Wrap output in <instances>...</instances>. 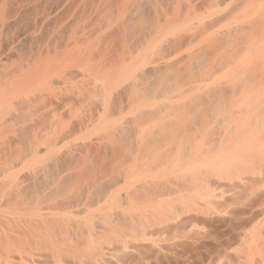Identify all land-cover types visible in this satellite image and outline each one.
Listing matches in <instances>:
<instances>
[{
    "label": "bare ground",
    "instance_id": "obj_1",
    "mask_svg": "<svg viewBox=\"0 0 264 264\" xmlns=\"http://www.w3.org/2000/svg\"><path fill=\"white\" fill-rule=\"evenodd\" d=\"M229 234L264 264V0H0V264Z\"/></svg>",
    "mask_w": 264,
    "mask_h": 264
},
{
    "label": "rangeland",
    "instance_id": "obj_2",
    "mask_svg": "<svg viewBox=\"0 0 264 264\" xmlns=\"http://www.w3.org/2000/svg\"><path fill=\"white\" fill-rule=\"evenodd\" d=\"M234 234H229L226 243L214 247L203 262L195 261L192 264H235L236 262H239L229 259L232 255H237L238 249L240 248H238L239 244L236 242L231 243V240L235 237ZM227 256H229V258ZM226 259L230 261H227ZM225 260L227 262H225ZM231 261H233V263Z\"/></svg>",
    "mask_w": 264,
    "mask_h": 264
}]
</instances>
